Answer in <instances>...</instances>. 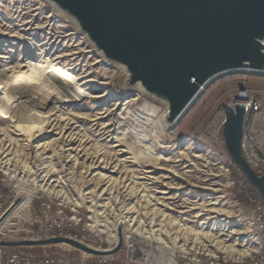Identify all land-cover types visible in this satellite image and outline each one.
<instances>
[{
	"label": "rangeland",
	"instance_id": "1",
	"mask_svg": "<svg viewBox=\"0 0 264 264\" xmlns=\"http://www.w3.org/2000/svg\"><path fill=\"white\" fill-rule=\"evenodd\" d=\"M48 64L76 78L80 97L53 89ZM127 80V71L106 60L75 21L47 0H0V104L7 113L0 114V163L17 176L11 180L0 168V184L7 207L22 199L0 235L31 239L46 229V221L64 219L63 211L66 220L82 218L78 240L101 250L116 246V227L124 221L121 257L131 236L168 257L183 243L193 254L222 253L217 242L264 250V230L254 225L251 202L238 198V181L245 177L223 138V105L243 88L264 105V75L220 76L171 128L164 117L167 104ZM251 193L259 196L254 187ZM202 203L223 206L231 216L217 217L199 208ZM163 213L197 229L203 223L211 235L199 244L166 236L164 245L131 232L158 229ZM7 251L74 258L75 264L84 254L67 245Z\"/></svg>",
	"mask_w": 264,
	"mask_h": 264
},
{
	"label": "water",
	"instance_id": "2",
	"mask_svg": "<svg viewBox=\"0 0 264 264\" xmlns=\"http://www.w3.org/2000/svg\"><path fill=\"white\" fill-rule=\"evenodd\" d=\"M75 21L95 48L128 73L140 87L168 106L175 124L220 74L234 70L264 73V0H47ZM226 149L264 204V174L259 176L241 151L245 107L223 105ZM17 198L0 217V226L18 208ZM67 245L84 254L119 253V226L113 249L100 250L67 236L0 241V247Z\"/></svg>",
	"mask_w": 264,
	"mask_h": 264
},
{
	"label": "built area",
	"instance_id": "3",
	"mask_svg": "<svg viewBox=\"0 0 264 264\" xmlns=\"http://www.w3.org/2000/svg\"><path fill=\"white\" fill-rule=\"evenodd\" d=\"M262 75V74H260ZM236 104H242L245 107L244 128L241 140V151L246 162L259 175L264 174V105L256 96L250 94L243 88L228 104L234 107ZM225 113V112H224ZM225 122V120H224ZM224 127V124H223ZM2 180V179H0ZM3 182V180H2ZM242 192L247 194L251 200L254 209V225L264 230V204L258 196H252L251 184L245 179L238 181ZM0 184V217L12 205H8L10 200L5 193V186ZM64 219L60 221H46V229L34 235L30 240L49 239L51 237L67 236L78 240L68 230H76L80 227L82 218L65 219L66 215L60 211ZM257 217V218H256ZM43 224V223H42ZM3 225V224H2ZM1 225V226H2ZM0 226V227H1ZM24 240V239H23ZM0 241H18L9 239L5 235H0ZM81 241V240H80ZM9 248L0 247V264H75L74 258H61L55 255L46 254L41 257L33 255H21L17 252H8ZM101 250V249H100ZM124 256L117 253L108 257H95L82 254L77 263L79 264H264V250L259 249L256 252L249 253L241 259L232 258L225 253L209 254L203 251L189 253L180 251L172 257L162 255L152 248V244H143L135 237H128L125 243ZM117 256V258H116Z\"/></svg>",
	"mask_w": 264,
	"mask_h": 264
},
{
	"label": "bare ground",
	"instance_id": "4",
	"mask_svg": "<svg viewBox=\"0 0 264 264\" xmlns=\"http://www.w3.org/2000/svg\"><path fill=\"white\" fill-rule=\"evenodd\" d=\"M118 66V65H117ZM47 70H48V74L49 76H51L52 80H53V89L54 90H58V91H63V93L65 94V96L69 97V95H77L78 92H80V89L78 88V86H76L75 84V81H76V78L67 70L61 68V67H57V66H54L53 64H48L47 65ZM241 71H245V70H234V71H231V72H226V73H223V74H220L219 76H217L216 78H214L212 81H214L215 79L219 78L220 76H224L226 74H229V73H233V72H241ZM252 73H255V74H263L264 73H261V72H252ZM60 80V81H59ZM61 81H63L64 83H61ZM210 82V83H211ZM138 87H140V85L137 84ZM139 89V88H138ZM140 89L142 90V92L146 93L141 87ZM147 94V93H146ZM3 95V94H2ZM78 97H80V95L78 94L77 95ZM76 96V97H77ZM77 97V98H78ZM82 97V96H81ZM10 109V108H9ZM190 109V108H189ZM187 109L184 114L179 118V120L175 123V124H166V126L168 128H171V127H174L176 126L177 123H179V121L185 116V114L187 113V111L189 110ZM0 114H3L4 116H6V112L4 111V107H3V103L0 104ZM11 115V114H10ZM10 117V116H9ZM165 118H167V112L165 113L164 115ZM21 125V124H20ZM20 125H17L18 128H21L22 127ZM32 129V128H31ZM216 131V130H215ZM156 160V159H155ZM5 167L6 165H1L0 163V168L3 169L5 171V174L9 177V179L11 180H15L17 178L16 174H14L13 170H5ZM46 191L50 193H52V191L49 189V188H46L44 187ZM54 192V191H53ZM57 194V196L61 197V193L60 192H55V195ZM215 206H219V205H216V204H213V203H209V204H206V203H202L200 204L198 207L199 208H202L203 210H205L206 212H210L211 214H216L217 217H223V216H231V211H228V210H225L223 208V206H221L220 208H216ZM197 207V208H198ZM197 210V209H196ZM235 210V209H234ZM195 213V212H194ZM210 214V215H211ZM204 215V214H203ZM202 215H197L195 216L196 217H200ZM209 216V214H208ZM207 216V217H208ZM215 216V215H214ZM179 217V216H178ZM193 217V216H192ZM191 217V218H192ZM161 218L160 221H158V224L156 225V227H159L158 229H155L154 231H150V230H144V229H141L139 227H134L132 228V233H136L138 235H143L145 236L146 238L148 239H156L159 243L161 244H166L165 242V238L166 236H169V237H172V239L174 240V242H185V241H191V242H194L195 244H199L202 242V240L204 238H208L211 233L210 232H206L205 231V228H203V223L201 224V227L200 229H197V228H194V227H190V226H187L185 223L183 222H180V221H177L176 219L173 220V218H171L170 216L166 215V213L162 214L161 215ZM189 218V217H188ZM97 219V218H96ZM213 219V218H212ZM230 219V218H229ZM180 220V218H179ZM191 222V221H190ZM239 222V221H238ZM188 223V222H187ZM122 224H125V222L123 221H119L118 222V225L116 228H118L119 226H121ZM206 224V223H205ZM208 224V223H207ZM104 226V225H103ZM115 228V229H116ZM113 231L114 233V237L116 238L117 236V233L116 231ZM112 231V230H111ZM118 231V230H117ZM212 231V230H211ZM216 231V230H215ZM250 230L248 229V232L247 233H242L240 232L239 235H246V234H249ZM130 232V233H131ZM214 232V231H213ZM253 233L251 232V235ZM215 236V235H214ZM253 236V235H252ZM218 238V237H217ZM217 240V239H216ZM257 240V241H256ZM212 241V240H211ZM256 241V244H259L258 243V238L256 237L255 240ZM213 243H215V240L212 241ZM179 243V244H180ZM65 245V244H64ZM191 245V244H190ZM217 246V250L222 252V253H225V254H229L232 256L233 255H238V256H246L247 254L249 253H253V252H256V251H252V248L251 247H247V248H243V249H238L236 248V246L234 245H222L220 243H216L215 244ZM186 244L183 243L182 245H180V248L182 251H186L187 248L185 247ZM194 246V245H193ZM197 246V245H196ZM204 246V245H203ZM167 247V246H166ZM170 249V248H169ZM238 258V257H237Z\"/></svg>",
	"mask_w": 264,
	"mask_h": 264
},
{
	"label": "trees",
	"instance_id": "5",
	"mask_svg": "<svg viewBox=\"0 0 264 264\" xmlns=\"http://www.w3.org/2000/svg\"><path fill=\"white\" fill-rule=\"evenodd\" d=\"M258 196V195H257ZM258 197H260V196H258ZM238 198H239V200H240V202L242 203V204H245V205H248V204H250V198H248L245 194H243V193H239L238 194ZM68 232L70 233V234H72L73 236L75 235V236H78V233H77V231H75V230H68Z\"/></svg>",
	"mask_w": 264,
	"mask_h": 264
}]
</instances>
